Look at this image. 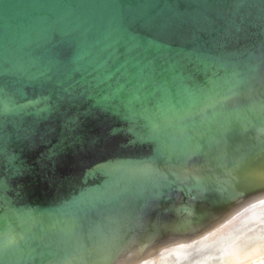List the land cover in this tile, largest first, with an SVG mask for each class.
<instances>
[{
  "label": "water",
  "instance_id": "obj_1",
  "mask_svg": "<svg viewBox=\"0 0 264 264\" xmlns=\"http://www.w3.org/2000/svg\"><path fill=\"white\" fill-rule=\"evenodd\" d=\"M264 256V0H0V264Z\"/></svg>",
  "mask_w": 264,
  "mask_h": 264
},
{
  "label": "bare ground",
  "instance_id": "obj_2",
  "mask_svg": "<svg viewBox=\"0 0 264 264\" xmlns=\"http://www.w3.org/2000/svg\"><path fill=\"white\" fill-rule=\"evenodd\" d=\"M262 258H263V256L260 257V258H258V259L255 260V261L249 263V264H264V261H262Z\"/></svg>",
  "mask_w": 264,
  "mask_h": 264
},
{
  "label": "rangeland",
  "instance_id": "obj_3",
  "mask_svg": "<svg viewBox=\"0 0 264 264\" xmlns=\"http://www.w3.org/2000/svg\"><path fill=\"white\" fill-rule=\"evenodd\" d=\"M262 261H264V256H263V258H262Z\"/></svg>",
  "mask_w": 264,
  "mask_h": 264
}]
</instances>
